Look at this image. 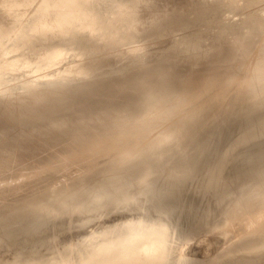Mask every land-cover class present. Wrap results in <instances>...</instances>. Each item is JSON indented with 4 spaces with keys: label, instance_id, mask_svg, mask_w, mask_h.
<instances>
[{
    "label": "rangeland",
    "instance_id": "rangeland-1",
    "mask_svg": "<svg viewBox=\"0 0 264 264\" xmlns=\"http://www.w3.org/2000/svg\"><path fill=\"white\" fill-rule=\"evenodd\" d=\"M133 1L0 0L1 105L29 103L40 91L126 83L154 69L181 76H172L166 101L174 102L155 109L146 96L144 114L137 107V117L84 136L49 141L25 129L34 141L0 170V264L78 262L80 252L132 233L139 221L167 227L168 264H264V194L255 195L264 187V83L255 86L264 74V0ZM250 35L254 57L233 53ZM101 91L87 94L106 96ZM42 206L53 209L37 213Z\"/></svg>",
    "mask_w": 264,
    "mask_h": 264
},
{
    "label": "bare ground",
    "instance_id": "bare-ground-1",
    "mask_svg": "<svg viewBox=\"0 0 264 264\" xmlns=\"http://www.w3.org/2000/svg\"><path fill=\"white\" fill-rule=\"evenodd\" d=\"M136 5L138 0L133 1ZM264 21V19H262ZM260 19L256 22H259ZM262 22V21H261ZM255 23V22H254ZM258 25V24H257ZM260 25V24H259ZM160 26H162V24H160ZM186 26V25H184ZM246 39H248L247 43L242 45V47L240 49H234L232 51H234L233 53L237 52V53H251L250 51L248 52V49L251 48L252 46V35L245 37ZM194 40V39H193ZM255 40V38H254ZM257 40V39H256ZM192 41V40H190ZM189 41V42H190ZM195 42V41H194ZM193 42V43H194ZM254 43V41H253ZM256 43V42H255ZM257 44V43H256ZM263 45V44H262ZM251 46V47H250ZM254 46V44H253ZM256 46V45H255ZM260 45H258L259 47ZM264 46V45H263ZM261 47V46H260ZM259 50L262 49V47ZM177 49V47H176ZM175 50V49H174ZM258 50V48H257ZM256 50V51H257ZM177 51V50H175ZM255 51V50H254ZM231 52V51H229ZM259 52V51H258ZM262 52V50H261ZM228 53V52H227ZM232 53V52H231ZM227 54L228 56H230V54ZM236 53V54H237ZM256 53V52H254ZM226 54V52L224 53ZM243 54V55H244ZM258 54V53H256ZM255 54V55H256ZM235 55V54H233ZM241 55V54H239ZM252 55V53H251ZM224 56V55H223ZM222 56V57H223ZM245 56V55H244ZM249 56V55H248ZM253 56V55H252ZM261 56V55H259ZM263 56V55H262ZM219 57H221V55H219ZM231 57V56H230ZM254 57V56H253ZM257 57V56H256ZM225 59V57H223ZM222 58V59H223ZM236 58V57H235ZM246 58V57H245ZM252 58V57H251ZM250 58V59H251ZM261 58V57H260ZM259 58V60H261ZM184 59V58H183ZM189 59V58H188ZM220 61L222 60L221 58H219ZM218 57L215 60H219ZM231 60L230 63L232 64V58H229ZM186 60V58L184 59ZM183 60V61H184ZM192 60V58L190 59ZM208 64H210L209 62L211 61L210 59H208ZM227 60V58H226ZM264 60V59H262ZM182 61V60H181ZM182 61V62H183ZM202 61V60H201ZM225 61V60H224ZM223 61V62H224ZM229 61H225L224 64ZM236 61V60H234ZM233 61V63H234ZM239 61V60H238ZM245 61V60H244ZM252 61V60H251ZM181 62V63H182ZM187 62V61H186ZM185 62V63H186ZM193 62V61H192ZM191 62V64H192ZM214 62V61H213ZM218 64H220L219 61ZM215 62V63H216ZM222 62V61H221ZM190 63V62H189ZM204 63V60H203ZM214 63V64H215ZM228 63V66L229 64ZM243 63V62H242ZM247 63V62H246ZM256 63V62H254ZM259 63V62H258ZM201 64V63H200ZM199 64V66H200ZM213 64V66H214ZM222 64V63H221ZM223 64V65H224ZM225 64V66H226ZM230 64V65H231ZM237 65V63H235ZM239 64V63H238ZM251 64V63H250ZM262 64V62H261ZM260 64V65H261ZM206 65V63H205ZM212 65V63H211ZM217 66V64H215ZM241 65V64H240ZM255 66H257L256 64H254ZM259 65V64H258ZM203 66V64H202ZM210 66V65H207ZM222 66V65H220ZM219 66V69L221 68ZM242 66V65H241ZM252 66V64H251ZM253 66V67H255ZM262 66V65H261ZM211 67V66H210ZM227 67V66H226ZM232 68L234 66H231ZM237 67V66H236ZM247 67V64H246ZM250 67V66H249ZM258 67V66H257ZM264 67V66H263ZM168 68V67H167ZM167 68H163L162 70H149L143 74H136L135 78L129 82H124V83H114V82H109V81H101V82H97L96 84H92L91 86H79L76 89H74V91H72V93H70L71 95H68L67 93H62L59 90H51V91H40V92H36V96L33 97V100H31L29 103H24V104H19V103H12L9 106H4L0 104V170H4L8 167L11 166L12 162L15 160L12 157H15L17 152L22 150L23 147L26 148V142L29 143V139L25 140V138H28V135L25 134V129L29 126H31L32 130L38 134L40 137H44L49 141H54L56 140L58 137H60L61 133L63 132H71L72 134H74V137H78L80 135L84 136L85 134H88L89 131H91L93 128L95 127H104V126H108L109 123H112L114 121L117 120H126V118H129L131 116L134 117V115H136V111H141L143 110V105H147L146 101L144 104L143 103V99L144 97H150L152 96V100H148L150 101L151 105L150 106H154L155 109L156 108V104L159 105L160 103L166 101L169 97V93L172 92V90L175 88V82L172 79V76H174V71L177 70H173V69H169L167 70ZM190 68V67H189ZM198 68V66L196 67ZM193 70L190 71L188 69V71H184L181 72V70L179 71L180 74L178 75H182L186 73H193L194 71H198V70ZM217 68V67H212ZM225 68V67H223ZM228 68V67H227ZM226 68V70H227ZM244 68V66L242 67ZM251 68V67H250ZM203 69H206V67H204ZM208 69V68H207ZM206 69V70H207ZM219 69H215L216 71ZM229 69H231L229 67ZM239 69V68H236ZM241 69V68H240ZM186 70V69H185ZM202 70V68H201ZM212 70V69H211ZM212 70V71H215ZM225 70V72H226ZM190 71V72H189ZM200 71V70H199ZM198 71V72H199ZM205 70H202L201 72H203ZM208 72L210 71V69L207 70ZM177 73V72H176ZM176 75V74H175ZM187 75V74H186ZM259 75V74H258ZM261 76L258 77L257 79V83H255V86L259 85V87L261 86V83H264V74L260 73ZM257 76V75H256ZM176 79H179L178 77L181 76H174ZM253 76H251L252 78ZM184 79H182L183 81ZM177 83L179 82L178 80H176ZM186 81V80H185ZM211 81H214V79L209 78L207 80V84L206 87H208L207 85L211 83ZM247 81V80H246ZM181 82V81H180ZM179 82V83H180ZM182 83V82H181ZM180 83V86L182 85ZM184 83V82H183ZM231 83V82H230ZM239 84V83H238ZM245 85V84H244ZM237 86V85H236ZM239 86V85H238ZM264 86V85H263ZM186 87V86H185ZM190 87V86H189ZM241 87V86H240ZM256 88V87H255ZM97 90V91H101L104 93V95L106 96H100L98 98H90L87 94V92L89 90ZM243 89V87H242ZM250 89V88H249ZM253 89V88H252ZM259 89V88H258ZM181 90L182 89L181 87ZM244 90V89H243ZM251 90V89H250ZM257 90V89H255ZM254 90V91H255ZM68 91V90H67ZM186 91V90H185ZM242 91V90H241ZM240 91V92H241ZM247 92V89H246ZM245 92V93H246ZM256 92V91H255ZM244 93V92H242ZM228 94V93H227ZM238 94V93H237ZM236 95V94H235ZM72 97H75L73 99H71ZM226 97V95H225ZM175 98V97H174ZM223 98V97H222ZM148 99V98H147ZM171 99V98H170ZM170 99L166 102H168V105L174 100L170 101ZM71 100H75L74 103H71ZM147 101V102H148ZM170 102V103H169ZM174 102V101H173ZM143 103V105H141ZM178 103V102H177ZM149 104V103H148ZM163 104V103H162ZM165 104V102H164ZM163 104V105H164ZM163 105L159 106V107H164ZM167 105V104H166ZM167 105V106H168ZM214 105V104H213ZM142 106V107H141ZM148 106V107H150ZM215 106V105H214ZM236 106V105H235ZM15 107V108H14ZM19 107V110H16ZM140 107L139 109H137L135 112L134 110ZM150 107V109L152 108ZM213 107V106H212ZM147 108V107H146ZM210 108V107H209ZM149 109V108H148ZM149 109V110H150ZM154 109V111H156ZM160 109V108H159ZM218 109V108H217ZM148 110V111H149ZM152 110V109H151ZM206 110V109H205ZM209 109H207L208 111ZM215 110V109H214ZM213 110V111H214ZM143 111H146L143 110ZM216 111V110H215ZM151 112V111H150ZM153 112V111H152ZM202 112V111H201ZM205 112V111H204ZM139 113V112H138ZM143 112L141 111L140 114H142ZM147 113V112H146ZM209 113V112H208ZM207 113V114H208ZM212 113V112H211ZM214 113V112H213ZM144 114V113H143ZM149 114V113H147ZM202 114V113H201ZM200 114V115H201ZM206 115V114H205ZM204 115V116H205ZM210 115V114H209ZM138 115H136L137 117ZM142 116V115H141ZM199 116V115H198ZM132 117V118H133ZM140 117V116H139ZM138 117V118H139ZM191 117V116H190ZM193 117V116H192ZM195 118V117H194ZM135 119V118H134ZM194 120V119H193ZM192 120V121H193ZM190 122V121H189ZM52 124V129H51V133H45L44 130L46 129L47 124ZM194 123V121H193ZM192 123V125H193ZM140 124H145V121L142 120L140 122ZM184 124V123H183ZM188 123H186V125L183 126H187ZM189 126V125H188ZM145 127V125L143 126ZM191 129V127H189ZM189 128L186 127V129L188 130ZM183 129V128H182ZM183 129V130H186ZM181 130V128H180ZM186 130V131H187ZM178 132V131H177ZM180 132V131H179ZM35 133V134H36ZM182 133V132H181ZM185 133V132H183ZM179 134V133H178ZM183 135V134H180ZM33 137L35 135H32ZM175 136V134H174ZM29 137H31L29 135ZM33 137H31V139H33ZM182 137V136H181ZM180 137V138H181ZM35 138V137H34ZM178 138V137H177ZM30 139V140H31ZM38 139V137L36 136L35 140ZM42 138H40L41 141ZM39 140V139H38ZM36 140V141H38ZM34 141V139L32 140V142ZM32 142H30L32 144ZM172 142V141H171ZM174 142V141H173ZM178 142V141H177ZM29 143V145H31ZM175 143V142H174ZM167 145H169L167 143ZM28 146V145H27ZM172 146V145H170ZM169 146V147H170ZM166 147V146H164ZM203 147H206L203 146ZM167 148V147H166ZM167 151V150H165ZM155 152V151H153ZM160 152H163L162 150ZM152 153V152H151ZM165 153V152H164ZM160 154V153H159ZM162 154V153H161ZM1 156H6L1 158ZM145 156V155H144ZM152 156V155H151ZM158 156V155H157ZM131 158V157H129ZM128 158V159H129ZM143 158V157H142ZM145 158V157H144ZM160 159V158H159ZM169 162V161H168ZM173 162V160H172ZM121 165V164H120ZM121 169V167H119ZM96 169V168H95ZM107 169V168H106ZM116 169V168H115ZM105 170V169H104ZM112 170V169H111ZM119 170V169H118ZM108 171V170H107ZM116 171V170H115ZM93 173V172H92ZM99 173V172H97ZM104 173V172H103ZM102 174V171H101ZM101 174H97V175H101ZM106 174V173H105ZM83 175V174H82ZM86 175V174H85ZM84 175V176H85ZM81 177V176H80ZM93 179L95 178L94 176H92ZM121 177V176H118ZM72 178V177H71ZM69 179V178H68ZM78 179V178H77ZM90 179V178H89ZM92 179V178H91ZM67 180V179H66ZM69 182V181H68ZM66 183V181L64 182ZM84 183V181L82 182ZM79 184V183H78ZM63 185V184H62ZM70 185V184H69ZM73 185V184H72ZM76 185V184H75ZM74 185V186H75ZM60 186V185H59ZM79 186V185H77ZM76 186V187H77ZM52 187V186H51ZM71 187V185H70ZM64 188V187H63ZM81 188V187H80ZM49 189H51L49 187ZM48 189V190H49ZM53 189V188H52ZM76 189V188H75ZM47 190V192H48ZM56 190V189H54ZM36 191V190H35ZM52 191V190H51ZM72 191V190H71ZM80 191V189H79ZM40 192V191H39ZM46 192V190H44V192L42 194H44ZM50 192V191H49ZM52 193V192H51ZM32 194V193H31ZM34 194V193H33ZM38 194V193H37ZM54 194V193H53ZM241 194V193H239ZM264 194V187H259L258 192L255 194L256 197H259L261 195ZM41 195V194H40ZM25 196V195H24ZM33 196V195H30ZM35 196V195H34ZM93 196V195H91ZM23 197V196H22ZM241 197V196H240ZM20 198V197H19ZM18 198V199H19ZM28 198V197H27ZM26 198V199H27ZM237 198V197H236ZM25 200V199H24ZM23 200V202H24ZM72 199L67 200V203H73L69 202ZM244 200V199H243ZM6 201V200H5ZM14 201V200H13ZM17 201V200H16ZM22 201V200H21ZM3 202V201H2ZM20 202V201H19ZM249 201L246 200L245 204L248 203ZM1 203V202H0ZM5 204V203H4ZM7 204V203H6ZM16 204V203H15ZM13 205V204H12ZM29 205V204H28ZM63 204H61L60 206L57 205L54 207V209H58L62 206ZM244 205V203H243ZM3 205H1L2 207ZM11 206V205H10ZM27 206V205H25ZM232 206V205H231ZM252 206V205H251ZM9 207V206H8ZM50 207V210H52L53 208L51 206H42V207H38L36 209L37 213H41L43 212V210H47V208ZM246 208V206H244ZM234 208V207H233ZM244 208V209H245ZM2 209V208H0ZM4 209V208H3ZM7 209V208H5ZM239 209V207H238ZM243 209V207H242ZM248 209V207H247ZM231 210V209H230ZM96 211V210H95ZM111 211V210H109ZM232 211V210H231ZM234 211V210H233ZM240 211V209H239ZM244 211L245 210H241ZM115 212V211H114ZM244 212H242L244 214ZM2 213V212H1ZM99 213V212H98ZM134 213V212H133ZM122 214V213H121ZM124 214V213H123ZM230 214V213H228ZM233 214V213H232ZM1 215V214H0ZM4 215V214H3ZM97 215V214H95ZM99 215V214H98ZM113 215V214H112ZM251 215V214H250ZM249 215V216H250ZM248 216V217H249ZM253 217V214L251 215ZM257 216V214H256ZM90 218V216H88ZM97 217V216H96ZM106 217V216H104ZM259 217V215H258ZM261 220H263L262 222L260 221L261 225H264V213L261 214ZM83 218V217H82ZM98 218V217H97ZM230 218V217H229ZM256 218V217H254ZM95 219V218H94ZM100 219V218H99ZM104 219V218H103ZM252 220V218H251ZM98 221V220H97ZM253 221V220H252ZM259 221V219H258ZM96 222V221H95ZM238 223V222H237ZM256 223V222H255ZM254 224V223H252ZM134 227V231L132 233L125 231V233H117L115 235H113L112 237L106 239V241H104L101 244L96 245L95 247H93L92 249H89L88 251L85 252H80L81 258L78 259V262H67L66 259L64 260H60L57 262H50V263H43V264H149V263H153L155 262L156 264H168V260H166V255H167V251L166 248L168 246V242H167V235L169 230L167 229V227H165L164 225H162L161 223L159 224H152V225H145L143 222L139 221V222H133L132 224ZM257 225V224H256ZM11 225H4V228H8ZM255 226V225H254ZM258 226V225H257ZM256 227V226H255ZM259 227V226H258ZM257 227V228H258ZM228 228V226H227ZM264 228V227H263ZM259 229L261 230V228H258V232ZM94 230V229H93ZM232 230V229H231ZM228 232V230H227ZM254 232V229H253ZM230 233V232H229ZM227 233L229 236H232V233L229 234ZM259 234V233H258ZM226 235V234H225ZM227 235V238H229ZM242 235V234H241ZM251 235V234H249ZM257 235V234H256ZM222 236V235H221ZM226 237V236H225ZM244 237V236H243ZM248 237V235H247ZM264 237V236H263ZM210 237H208L209 239ZM223 238V237H222ZM246 238V237H245ZM249 238V237H248ZM247 238V239H248ZM255 238V237H254ZM253 238V239H254ZM257 238V237H256ZM201 239V238H200ZM206 239V237H205ZM205 239H203L205 241ZM207 239V240H208ZM240 239V238H239ZM202 240V239H201ZM227 239H225L226 241ZM229 240V239H228ZM250 240V239H249ZM259 240V239H258ZM262 240V239H261ZM220 241V240H219ZM253 241V240H252ZM197 242V241H195ZM200 242V241H199ZM203 242V241H202ZM210 242V241H209ZM211 242H213V240H211ZM216 242V241H215ZM213 242V243H215ZM229 242V241H228ZM237 242V241H236ZM201 243V242H200ZM218 243V242H217ZM216 243V244H217ZM227 241L224 243L226 244ZM240 243V242H239ZM244 243V241H243ZM248 244V241L245 242L244 244ZM252 243V242H251ZM254 243V242H253ZM262 243V242H261ZM191 244L192 243H188ZM257 244V243H255ZM254 244V245H255ZM187 245V244H186ZM212 245V244H211ZM214 245V244H213ZM212 245V246H213ZM253 245V246H254ZM209 246V245H208ZM218 246V245H217ZM228 246V244H227ZM258 246V245H257ZM256 246V247H257ZM260 246V245H259ZM196 249L195 245L190 246V248ZM199 247V246H198ZM211 247V246H210ZM209 247V248H210ZM232 247V246H231ZM230 247V248H231ZM189 248V246H188ZM214 248V247H213ZM216 248V247H215ZM185 249V248H183ZM206 249V248H205ZM226 248H224L225 250ZM263 249V248H262ZM208 250V249H207ZM207 250H204L207 252ZM264 250V249H263ZM186 251V250H185ZM190 251L192 252V250L190 249ZM198 251V248L197 250ZM211 251V250H210ZM209 251V252H210ZM189 252V251H188ZM187 252V253H188ZM208 252V253H209ZM212 252V251H211ZM182 253V252H181ZM185 253V252H184ZM195 255H197V252H194ZM183 254V253H182ZM71 255V254H70ZM172 255V254H171ZM184 255V254H183ZM217 255V254H216ZM83 256V258H82ZM183 257V256H182ZM69 258V257H68ZM67 258V259H68ZM71 258V257H70ZM192 258V257H191ZM216 258V256H215ZM178 259V258H177ZM188 259V258H187ZM210 259V258H209ZM214 259V258H213ZM243 260L245 259L244 257L242 258ZM259 258H257L258 260ZM191 260V259H190ZM197 260V259H195ZM194 260V261H195ZM200 260V259H199ZM212 260V259H211ZM215 260V259H214ZM213 260V261H214ZM224 260V259H223ZM231 260V259H229ZM247 260V259H246ZM251 260V259H250ZM257 260H255V262H258ZM260 260V259H259ZM170 261V260H169ZM254 261V260H253ZM252 261V264H253ZM181 260L178 261V263H180ZM207 262V261H206ZM262 262V261H261ZM204 263V262H203ZM208 263V262H207ZM206 263V264H207ZM212 263V262H211ZM238 263V262H237ZM19 264V263H18ZM24 264H39V263H34V262H26ZM248 264V263H247ZM250 264V263H249Z\"/></svg>",
    "mask_w": 264,
    "mask_h": 264
}]
</instances>
